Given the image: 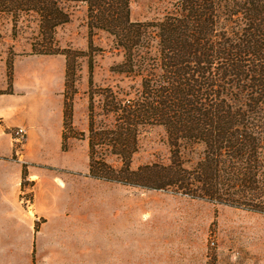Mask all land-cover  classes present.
Returning <instances> with one entry per match:
<instances>
[{"label":"trees","instance_id":"1","mask_svg":"<svg viewBox=\"0 0 264 264\" xmlns=\"http://www.w3.org/2000/svg\"><path fill=\"white\" fill-rule=\"evenodd\" d=\"M64 1L84 2L89 30L102 29L114 37L125 54L119 67L145 69L135 98H121L110 88L97 91L113 119L107 130L94 125L96 92L90 93V176L142 188H172L264 213V0H176L174 11L143 23L130 20L129 0H0V13H12L13 20L18 11L36 13L38 37L30 43L31 53L67 56L68 49L53 43L55 27L69 20L59 6ZM142 38L154 42L155 54L152 45H145L144 53L138 49L144 46ZM68 72L67 62L66 79ZM70 114L66 106L63 126ZM143 123L164 125L170 161L131 170ZM64 139L62 133V150ZM189 142L202 150L185 167L180 146ZM103 144L120 159V168L97 154Z\"/></svg>","mask_w":264,"mask_h":264},{"label":"rangeland","instance_id":"2","mask_svg":"<svg viewBox=\"0 0 264 264\" xmlns=\"http://www.w3.org/2000/svg\"><path fill=\"white\" fill-rule=\"evenodd\" d=\"M175 2L129 0V18L142 23L157 21L175 10ZM59 6L68 13L69 20L55 27L53 43L70 53L39 58L50 64L58 60L65 66L69 63L67 79L66 74L61 79V94L64 109L68 106L71 114L63 126L64 150L62 140L56 146L49 136L52 159L45 167L52 189L56 187L54 193L75 201V217L68 218L72 217L82 227L84 239L89 237L83 248V264H264V213L193 198L172 188H142L90 176L87 144L90 93L96 92L94 125L107 130L113 119L101 106L97 91L110 88L116 96L135 98L140 94L145 69L136 67L132 71L127 65L119 67L125 60L124 50L107 31L89 30L84 2L64 1ZM16 14L13 20L12 13H0V93L13 92L14 62L27 56L26 47L38 37L36 13ZM142 41L144 46L138 49L144 53L145 45H152L151 54H155L154 42L150 39L147 44L143 38ZM21 78L22 73L18 79ZM20 128L23 135L15 136ZM11 134L15 149L20 151L26 129L15 127ZM136 141L129 163L131 170L169 163L171 151L164 125L140 124ZM97 150V154L103 153L101 156L108 165L121 167L120 159L109 153L107 145L98 146ZM201 150L199 144L182 143L183 165H193ZM27 184L28 181L22 180V186ZM22 196L27 205L32 192ZM44 220L35 217L36 230ZM25 252L29 255L30 251Z\"/></svg>","mask_w":264,"mask_h":264},{"label":"crops","instance_id":"3","mask_svg":"<svg viewBox=\"0 0 264 264\" xmlns=\"http://www.w3.org/2000/svg\"><path fill=\"white\" fill-rule=\"evenodd\" d=\"M26 49L27 56L14 62L13 92L0 93V264H83L89 237L72 220L75 201L54 193L45 167L52 159L49 136L57 146L63 133L65 65L32 54L30 44ZM15 127L26 129L20 151L11 134ZM26 192H32L27 205ZM35 217L45 219L37 230Z\"/></svg>","mask_w":264,"mask_h":264},{"label":"built area","instance_id":"4","mask_svg":"<svg viewBox=\"0 0 264 264\" xmlns=\"http://www.w3.org/2000/svg\"><path fill=\"white\" fill-rule=\"evenodd\" d=\"M23 133H24L23 129L20 128V129H17L14 134H15V136H22ZM17 138H19V137H17ZM17 138H15V139L17 140Z\"/></svg>","mask_w":264,"mask_h":264}]
</instances>
